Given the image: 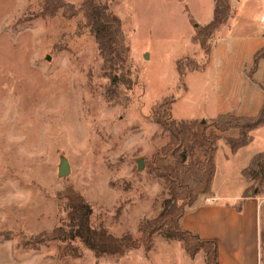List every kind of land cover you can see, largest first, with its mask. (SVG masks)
Masks as SVG:
<instances>
[{"label": "rangeland", "instance_id": "1", "mask_svg": "<svg viewBox=\"0 0 264 264\" xmlns=\"http://www.w3.org/2000/svg\"><path fill=\"white\" fill-rule=\"evenodd\" d=\"M64 1L78 7L82 0ZM101 1L122 21L130 52L118 74L132 85L111 84L81 14L44 16L40 0H0V264H205L202 249L191 256L184 241L162 233L150 251L97 256L60 233L71 226L62 191L84 196L93 227L139 236L140 222L157 217L169 196L148 166L167 140L153 118L156 105L168 101L173 117L206 121L226 112L256 117L263 109L264 59L251 68L264 48V0H233L239 6L214 32L211 49L194 36L212 19L215 0ZM233 135L218 142L217 183L233 195L246 182L260 195L264 228V182L242 172L264 150V125L235 153ZM62 154L72 167L65 177L58 176Z\"/></svg>", "mask_w": 264, "mask_h": 264}, {"label": "trees", "instance_id": "2", "mask_svg": "<svg viewBox=\"0 0 264 264\" xmlns=\"http://www.w3.org/2000/svg\"><path fill=\"white\" fill-rule=\"evenodd\" d=\"M40 3L41 15L44 16L61 13L72 18L81 14L82 23L94 36L98 51L110 69L111 84L116 86L120 83L133 84L125 75L118 74V70L124 67L129 57L130 47L125 39L121 19L107 1L82 0L78 7L64 0H40ZM232 11L230 0H215L212 19L197 27L194 41L202 48L211 49L209 43L211 37L227 22ZM262 59L264 48L254 55L251 73L255 72ZM181 66V62H178V68L183 75L185 71ZM153 118L167 135L166 142L148 162L149 169L164 179L169 191V196L162 201L158 216L140 222L139 236L127 233L118 237L104 226L93 227L90 220L92 213L90 203L81 193L66 188L62 191V196L67 198L71 226L68 230L60 228L59 231L65 236L78 238L97 256L122 255L128 249L139 247L150 251L154 246L156 234L162 233L170 239L184 241L185 248L191 256H195L202 249L206 255V264H220L218 239L201 238L195 231L185 229L182 217L200 195L212 192L217 173V146L223 134L226 132L237 134L228 137L231 151L237 152L252 140V130L264 125V107L256 117L226 112L203 123L198 119L173 117L170 103L163 101L154 108ZM242 172L253 176L256 181L264 182V150L255 153L250 164L243 168ZM248 189L244 197L248 196ZM260 239L261 249H264L262 227Z\"/></svg>", "mask_w": 264, "mask_h": 264}, {"label": "crops", "instance_id": "3", "mask_svg": "<svg viewBox=\"0 0 264 264\" xmlns=\"http://www.w3.org/2000/svg\"><path fill=\"white\" fill-rule=\"evenodd\" d=\"M232 1V7L237 9L239 3L235 5ZM229 21L221 26L228 25ZM261 22H264L262 18ZM221 173L217 165L212 194L199 196L182 217V225L198 233L201 238L218 239L220 264H261L259 213L262 198L250 191L244 197L246 182L242 183L241 193L230 195L221 192L217 183ZM200 255L206 264L205 253L201 252Z\"/></svg>", "mask_w": 264, "mask_h": 264}, {"label": "water", "instance_id": "4", "mask_svg": "<svg viewBox=\"0 0 264 264\" xmlns=\"http://www.w3.org/2000/svg\"><path fill=\"white\" fill-rule=\"evenodd\" d=\"M202 121H203V123H205L206 120L202 119ZM144 166H145L144 158L141 157L138 160V169L142 170L144 168ZM71 172H72V167L70 164V160L67 156L62 154L60 156V163L58 166V176L59 177H65V176H68Z\"/></svg>", "mask_w": 264, "mask_h": 264}, {"label": "built area", "instance_id": "5", "mask_svg": "<svg viewBox=\"0 0 264 264\" xmlns=\"http://www.w3.org/2000/svg\"><path fill=\"white\" fill-rule=\"evenodd\" d=\"M261 18H262V20L264 21V15H262V17H261Z\"/></svg>", "mask_w": 264, "mask_h": 264}]
</instances>
